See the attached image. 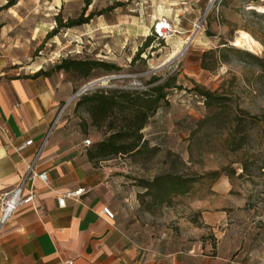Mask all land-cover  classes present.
<instances>
[{"label": "rangeland", "instance_id": "rangeland-1", "mask_svg": "<svg viewBox=\"0 0 264 264\" xmlns=\"http://www.w3.org/2000/svg\"><path fill=\"white\" fill-rule=\"evenodd\" d=\"M43 2H19L25 18L13 36L14 49L22 50L20 61H47L52 67L63 57H89L121 67L87 78L65 74L75 83L73 94L101 79L70 99L60 115L64 130L90 139L86 148L106 131L91 124L84 106L75 107L80 93L98 87L142 89L152 74L175 75L168 106L141 130L144 144L130 154L93 160L108 171L103 192L130 240L161 252L206 247L224 255L227 264H264V67L241 52L264 59V0H60L59 11L52 0ZM110 5L115 7L79 26L57 27L54 21L58 13L64 22L84 6L87 15ZM162 18L170 30L143 48L144 62L130 65ZM239 30L260 50L235 46ZM136 32L141 41L121 46ZM179 45L183 50L162 64ZM195 86L220 96V102L206 105ZM237 115L241 122L235 126ZM166 176L196 180L183 194L155 196L158 189L148 183Z\"/></svg>", "mask_w": 264, "mask_h": 264}, {"label": "crops", "instance_id": "crops-1", "mask_svg": "<svg viewBox=\"0 0 264 264\" xmlns=\"http://www.w3.org/2000/svg\"><path fill=\"white\" fill-rule=\"evenodd\" d=\"M20 1L0 9V197L24 174L52 119L76 87L62 71L34 76L51 68L47 61L19 60L22 50L14 49L13 33L25 18L24 11L18 12ZM52 4L59 11L60 0ZM141 37V32L128 35L121 46ZM28 139L31 144L17 149ZM84 139L64 130L58 120L34 164L36 172H46L47 181L33 179V205L20 206L0 229V264H227L224 255L206 247L161 252L131 241L115 217L102 211L114 209L103 192L108 171L89 159ZM80 188V195L58 206L57 197Z\"/></svg>", "mask_w": 264, "mask_h": 264}, {"label": "trees", "instance_id": "trees-1", "mask_svg": "<svg viewBox=\"0 0 264 264\" xmlns=\"http://www.w3.org/2000/svg\"><path fill=\"white\" fill-rule=\"evenodd\" d=\"M5 1V4L1 5L0 9L8 8L17 2V0ZM114 7L110 5L103 10L97 12L90 11L87 15H84L86 11V6H84L77 17L68 18L62 22L58 13L55 15L54 21L57 27L69 28L79 26L88 23L93 16L101 15L106 10H111ZM55 28H52L46 37H50L56 31ZM154 36L150 35L144 39L143 43L131 57L130 65L136 60L145 61L139 55L143 48L152 41ZM232 49L235 52H240L237 48ZM241 52L260 62L264 67V59L246 51ZM119 70H121L119 65L100 59L63 57L59 59L58 63L52 65L49 70H39L34 76L48 75L51 71H62L66 75L87 78L94 71L112 72ZM175 86V75L169 74L161 77L152 74L146 81V86L142 89L98 87L80 93L76 98L75 107L84 106L90 115L91 124L96 127H104L106 131L103 139L95 141L92 147L87 149L89 159H103L110 155L130 154L138 150L144 144L141 130L162 106H168V89ZM75 90L76 87L74 88ZM194 90L204 97L206 105L219 103L221 100L220 96H216L198 86H195ZM240 118L238 115L234 118L236 122L235 126H238L241 122ZM159 179V177H155L148 185L155 186L158 189L155 196L162 197L168 193L174 195L183 194L188 191L190 185L196 180L193 177L182 178L179 176H166L161 181ZM145 188H148V186L146 185Z\"/></svg>", "mask_w": 264, "mask_h": 264}, {"label": "built area", "instance_id": "built-area-1", "mask_svg": "<svg viewBox=\"0 0 264 264\" xmlns=\"http://www.w3.org/2000/svg\"><path fill=\"white\" fill-rule=\"evenodd\" d=\"M170 30V23L165 19H159L152 25V32L156 37L163 38L165 33ZM1 57V53H0ZM75 95L73 94L70 99H72ZM69 99V100H70ZM68 100V101H69ZM68 101L64 103L60 109L57 111L55 117L52 119L48 131L46 135L43 137L40 145L36 150V154L34 158L28 163L24 174L20 177L18 182L8 191L4 192L0 197V229L7 223V221L12 217V215L17 211V209L22 205H33L37 194L35 192L33 186V179L37 177L43 182L47 181L46 172H36L34 169L35 160L45 145L49 134L56 127L58 120L60 119V115L67 105ZM32 143L31 139L26 140L22 145L18 146L17 149H21L25 145H29ZM91 143L90 139L86 138L83 140V145L88 146ZM83 191V188L77 189L75 191H69L57 197V204L59 207L64 206V199L67 197H74L80 195ZM103 213L109 217L113 218V212L108 208L104 207L102 209ZM66 264H71V261H66Z\"/></svg>", "mask_w": 264, "mask_h": 264}, {"label": "bare ground", "instance_id": "bare-ground-1", "mask_svg": "<svg viewBox=\"0 0 264 264\" xmlns=\"http://www.w3.org/2000/svg\"><path fill=\"white\" fill-rule=\"evenodd\" d=\"M235 46L242 47L243 49H248L252 52H257L260 50V45L253 39L247 32L239 30L237 32V35L234 39ZM183 50L182 46H177L172 52L168 55V57L162 62H166L170 58H172L174 55L180 53Z\"/></svg>", "mask_w": 264, "mask_h": 264}, {"label": "water", "instance_id": "water-1", "mask_svg": "<svg viewBox=\"0 0 264 264\" xmlns=\"http://www.w3.org/2000/svg\"><path fill=\"white\" fill-rule=\"evenodd\" d=\"M112 77H114V76H109V77H105V78H112ZM105 78H103V79H105ZM103 79H102V80H103ZM99 80H101V79H96V80H94V81H92V82L87 83L86 85H84V86L80 89V91L85 90L88 86H90L91 84H93V83H95V82H97V81H99ZM80 91H77L76 93H74V95H77Z\"/></svg>", "mask_w": 264, "mask_h": 264}]
</instances>
